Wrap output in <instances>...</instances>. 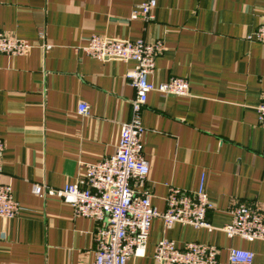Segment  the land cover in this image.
I'll list each match as a JSON object with an SVG mask.
<instances>
[{
  "label": "crops",
  "instance_id": "1",
  "mask_svg": "<svg viewBox=\"0 0 264 264\" xmlns=\"http://www.w3.org/2000/svg\"><path fill=\"white\" fill-rule=\"evenodd\" d=\"M145 0H0V31L25 41L23 56L0 55V140L5 149L0 183L12 187L22 208L0 218V264H92L97 223L77 218L53 190L77 182L84 165L111 156L119 127L131 119L134 89L126 74L133 62H100L81 51L93 35L131 42L162 41L148 82H189L185 98L148 95L141 116L143 156L150 164L151 204L165 209L170 187L194 193L203 180L215 208L213 231L176 224L150 225L143 257L126 264H156V241L177 248L209 244L254 254L264 264V242L228 240L219 231L234 203L264 209V45L252 39L264 26V0H157L153 20L132 21ZM80 103L89 115L78 114Z\"/></svg>",
  "mask_w": 264,
  "mask_h": 264
},
{
  "label": "built area",
  "instance_id": "2",
  "mask_svg": "<svg viewBox=\"0 0 264 264\" xmlns=\"http://www.w3.org/2000/svg\"><path fill=\"white\" fill-rule=\"evenodd\" d=\"M156 5L157 0H145L133 9L130 19L145 23L152 21ZM252 39L264 45V26L253 33ZM30 48L25 41L8 37L0 31V55L19 57ZM165 50L162 41L131 42L100 35L88 39L87 45L81 49L87 56L100 62L134 63V68L126 74V80L135 91L130 103L131 119L120 124L115 152L100 162L84 165V172L75 184L59 190L33 186L34 195L56 198L70 206L75 217L97 223L92 264H126L130 258L143 257L150 225L156 219L162 221L164 231L176 224L209 232L215 230L208 221V214L215 205L208 198L203 180L191 194L170 187L163 211L152 206V196L146 187L151 167L143 156L141 116L148 95L157 93L162 97L179 98L190 95V85L185 79L171 78L159 84L148 82L155 70L156 58ZM77 112L86 117L89 106L80 103ZM257 113L259 123L264 124V99L257 107ZM4 149L0 140V175ZM21 211V206L13 199L11 185L0 183V218L12 220ZM229 213L231 221L219 229L228 240L264 242V209L259 204L234 203ZM222 250L200 243H185L182 248H177L173 241L161 236L156 241L153 260L156 264H224L219 261ZM226 252L225 264H252L254 261V254L241 248L231 247Z\"/></svg>",
  "mask_w": 264,
  "mask_h": 264
}]
</instances>
